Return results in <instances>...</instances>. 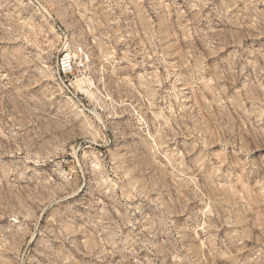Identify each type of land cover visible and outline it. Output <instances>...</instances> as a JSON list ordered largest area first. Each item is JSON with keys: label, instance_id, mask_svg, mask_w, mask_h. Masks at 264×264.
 <instances>
[{"label": "rangeland", "instance_id": "1", "mask_svg": "<svg viewBox=\"0 0 264 264\" xmlns=\"http://www.w3.org/2000/svg\"><path fill=\"white\" fill-rule=\"evenodd\" d=\"M0 264H264V0H0Z\"/></svg>", "mask_w": 264, "mask_h": 264}, {"label": "built area", "instance_id": "2", "mask_svg": "<svg viewBox=\"0 0 264 264\" xmlns=\"http://www.w3.org/2000/svg\"><path fill=\"white\" fill-rule=\"evenodd\" d=\"M78 63L73 54L65 52L59 64V74L62 82L68 86L73 87L78 78Z\"/></svg>", "mask_w": 264, "mask_h": 264}, {"label": "bare ground", "instance_id": "3", "mask_svg": "<svg viewBox=\"0 0 264 264\" xmlns=\"http://www.w3.org/2000/svg\"><path fill=\"white\" fill-rule=\"evenodd\" d=\"M75 56V55H74Z\"/></svg>", "mask_w": 264, "mask_h": 264}]
</instances>
